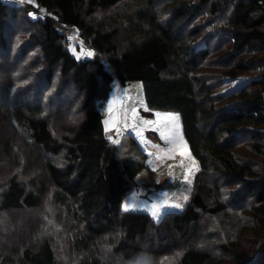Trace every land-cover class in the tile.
<instances>
[{
	"label": "trees",
	"instance_id": "16d2710c",
	"mask_svg": "<svg viewBox=\"0 0 264 264\" xmlns=\"http://www.w3.org/2000/svg\"><path fill=\"white\" fill-rule=\"evenodd\" d=\"M115 80L177 117L199 167L161 223L122 211L149 156L107 139ZM0 112V264H264L230 238L264 232V0H0Z\"/></svg>",
	"mask_w": 264,
	"mask_h": 264
},
{
	"label": "rangeland",
	"instance_id": "374dc122",
	"mask_svg": "<svg viewBox=\"0 0 264 264\" xmlns=\"http://www.w3.org/2000/svg\"><path fill=\"white\" fill-rule=\"evenodd\" d=\"M4 1L21 2V0ZM50 13L43 12L42 16L50 15ZM67 28L71 33L73 32L72 37L77 44L79 31ZM70 51L77 59H89L96 56L91 48L86 47L78 49L72 46ZM87 52H91L92 55H87ZM213 72L216 71L210 70L205 73L215 77ZM231 86L227 84L222 90H227ZM96 106L103 115L109 141L117 144L123 136L134 135L149 156V168L142 171L131 184V191L123 201L122 211L148 214L156 223H161L167 214L181 212L192 196L193 184L199 172L198 164L192 158L182 137L181 125L170 119L156 118L149 114L140 82H130L122 86L118 80H115L110 96L99 100ZM8 123L6 115L0 112V132L2 133L0 137L5 140L11 137ZM246 149L245 154L249 156ZM125 204L129 205L128 211H124ZM153 205L159 206L158 218L152 215V211L155 210ZM28 216L29 214L25 215V218ZM245 216L248 218L247 214ZM247 220H243L246 227L240 226V230L233 232L231 234L233 238H230L239 249H246L253 254L254 250L264 243V232ZM219 264H232V260L222 255Z\"/></svg>",
	"mask_w": 264,
	"mask_h": 264
},
{
	"label": "snow or ice",
	"instance_id": "6c2138e0",
	"mask_svg": "<svg viewBox=\"0 0 264 264\" xmlns=\"http://www.w3.org/2000/svg\"><path fill=\"white\" fill-rule=\"evenodd\" d=\"M83 51V50H82ZM87 55H92V53L91 52H87L86 53ZM168 118H170V119H172V120H176L177 119V117L176 116H173L172 114H169V117ZM114 143L116 142V141H113ZM169 175H171V173L169 174ZM166 195V194H165ZM185 199H187V197H185ZM153 207V209H155L154 211H152V215H153V217L154 218H158V214H159V206H157V205H153L152 206ZM175 207H180V205H175ZM129 210V205H127V204H125L124 205V211H128Z\"/></svg>",
	"mask_w": 264,
	"mask_h": 264
},
{
	"label": "built area",
	"instance_id": "2783aa9c",
	"mask_svg": "<svg viewBox=\"0 0 264 264\" xmlns=\"http://www.w3.org/2000/svg\"><path fill=\"white\" fill-rule=\"evenodd\" d=\"M45 13L48 14V11H45ZM68 44H69V46H75L76 40H74V38L72 37L68 40Z\"/></svg>",
	"mask_w": 264,
	"mask_h": 264
}]
</instances>
